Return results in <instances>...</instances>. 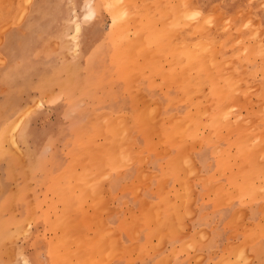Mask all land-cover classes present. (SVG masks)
Here are the masks:
<instances>
[{
	"label": "rangeland",
	"instance_id": "374dc122",
	"mask_svg": "<svg viewBox=\"0 0 264 264\" xmlns=\"http://www.w3.org/2000/svg\"><path fill=\"white\" fill-rule=\"evenodd\" d=\"M263 100L264 0H0V264H264Z\"/></svg>",
	"mask_w": 264,
	"mask_h": 264
},
{
	"label": "bare ground",
	"instance_id": "6f19581e",
	"mask_svg": "<svg viewBox=\"0 0 264 264\" xmlns=\"http://www.w3.org/2000/svg\"><path fill=\"white\" fill-rule=\"evenodd\" d=\"M172 1H173V0H172ZM172 10H174V9H172ZM154 11H155V10H154ZM170 11H171V10H170ZM171 12H172V11H171ZM171 15H172V14H171ZM173 16H174V15H173ZM152 19H153V18H152ZM173 19H174V17H173ZM183 20L185 21V19H183ZM171 24H173V23H171ZM175 24H176V23H175ZM173 25H174V24H173ZM165 30H166V29H165ZM155 33H156V32H155ZM185 33H186V32H185ZM189 33H190V32H189ZM144 34H145V33H144ZM171 34H172V33H171ZM162 35H164V34H162ZM232 35H233V34H232ZM176 36H178V35H176ZM230 36H231V35H230ZM178 37H180V36H178ZM148 38H149V36H148ZM174 38H175V37H174ZM174 38H173V39H174ZM176 38H177V37H176ZM206 38H207V37H206ZM140 39H142V38H140ZM171 39H172V38H171ZM177 39H178V38H177ZM189 39H190V38H189ZM147 40H148V39H147ZM138 42H139V41H138ZM146 42H148V41H146ZM197 42H198V41H197ZM209 42H211V41H209ZM209 42H208V44H209ZM222 42H223V41H222ZM231 42H232V41H231ZM234 42H236V41H234ZM180 43H181V42H180ZM188 43H189V42H188ZM190 43H191V42H190ZM220 43H221V42H220ZM232 43H233V42H232ZM144 44H146V43H144ZM182 44H183V43H182ZM185 44H186V43H185ZM210 44H211V43H210ZM177 45H178V44H177ZM188 45H189V44H188ZM191 45H192V44H191ZM228 45H229V44H228ZM255 45H256V44H255ZM145 46H146V45H145ZM146 47H150V46H146ZM170 47H171V46H170ZM176 48H177V47H176ZM189 48H190V47H189ZM249 48H250V47H249ZM161 49H162V48H161ZM137 50H138V49H137ZM137 50H136V51H137ZM145 50H146V49H145ZM145 50H144V51H145ZM248 50H249V49H248ZM146 51H147V50H146ZM239 51H240V49H239ZM241 51H242V50H241ZM134 52H135V51H134ZM142 52H143V51H142ZM148 52H150V51H148ZM183 53H184V52H183ZM197 53H198V51H197ZM236 53H237V52H236ZM257 53H258V52H257ZM183 55H184V54H183ZM217 55H218V54H217ZM127 56H128V55H126V57H127ZM172 56H173V55H172ZM186 56H188V58L186 57L188 60L192 58V59L189 61V63H190V62H191V63H194V61H196V59H197V58H195L196 56L193 58V55H192V54H187ZM124 57H125V56H124ZM128 57H129V56H128ZM184 57H185V55H184ZM241 57H242V56H241ZM148 58H149V56H148ZM150 58H151V56H150ZM208 58H209V56H208ZM251 58H252V55H251ZM182 59H183V58H182ZM182 59H181V60H182ZM184 59H185V58H184ZM184 59L182 60L183 62H185ZM193 59H195V60H193ZM214 59H215V58H214ZM214 59H213V62H214ZM216 59H217V58H216ZM152 60H154V59L152 58ZM156 60H157V58H156ZM185 60H186V59H185ZM200 60H201V59H199V63H201V65H200L199 69L201 68V66H202L203 64H204V65H203L204 67H203V66H202V67H203V68H206V67H205V63H202V60H201V62H200ZM217 60H218V59H217ZM219 60H220V59H219ZM246 60H247V57H246ZM192 61H193V62H192ZM225 61H226V60H225ZM225 61H224V62H225ZM234 61H235V60H234ZM234 61L232 62V64L234 63ZM244 61H245V60H244ZM262 61H263V59H262ZM147 62H148V60H147ZM154 62H155V61H154ZM215 62H216V61H215ZM228 62H229V61H228ZM236 62H237V61H236ZM236 62H235V63H236ZM242 62H243V61H242ZM140 63H141V62H140ZM145 63H146V62H144V64H145ZM207 63H208V62H207ZM207 63H206V64H207ZM225 63H226V62H225ZM243 63H244V62H243ZM147 64H148V63H147ZM241 64H242V63H241ZM244 64H245V63H244ZM140 65H141V64H140ZM184 65H185V64H184ZM196 65H199V64H196ZM194 66H195V65H194ZM218 66H219V65H218ZM157 67H158V66H157ZM193 68H194V67H193ZM195 68H196V66H195ZM203 68H202V69H203ZM219 68H220V67H219ZM260 68H261V67H260ZM227 69H228V68H227ZM185 70H187V66H186V69H185ZM200 70H201V69H200ZM206 70H207V69H206ZM209 70H210V69H209ZM225 70H226V69H225ZM231 70H232V69H231ZM187 71H188V70H187ZM223 71H224V69L222 70V72H223ZM229 71H230V70H229ZM232 71H233V70H232ZM244 71H245V70H244ZM203 72H204V71H203ZM210 72H211V71H210ZM225 72H226V71H225ZM235 72H236V71H235ZM254 72H255V71H254ZM208 73H209V71H208ZM208 73H205V74H208ZM250 73H251V72H250ZM190 74H191V73H190ZM190 74H189V75H190ZM196 74H197V73H196ZM200 74H201V73H200ZM227 74H228V72H227ZM227 74H226V76H227ZM241 74H242V73H241ZM211 75H212V74H211ZM217 75H218V74H217ZM228 75H230V73H229ZM245 75H246V74H245ZM249 75H250V74H249ZM254 75H255V74H254ZM254 75H253V76H254ZM201 76H202V75H201ZM240 76H241V75H240ZM260 76H261V74H260ZM181 77H182V76H181ZM222 77H223V76H222ZM222 77H221V78H222ZM205 78H207V77H205ZM221 78H220V80H221ZM239 78H240V77H239ZM246 78H247V77H246ZM248 78H249V77H248ZM250 78H251V77H250ZM254 78H255V77H254ZM212 79H213V78H212ZM236 80H237V78H236ZM241 80H242V82H243V79H241ZM241 80H240V81H241ZM194 82H195V81H194ZM197 82H198V81H197ZM206 82H207V81H206ZM129 83H130V82H129ZM190 83H191V82H190ZM204 83H205V82H204ZM212 83H213V82H212ZM216 83H217V82H216ZM200 84H201V83H200ZM206 84H208V82H207ZM193 85H194V84H193ZM193 85H192V86H193ZM202 85H203V84H202ZM219 85H220V84H219ZM231 85H232V84H231ZM162 86H163V85H162ZM192 86H191V87H192ZM195 86H196V85H195ZM195 86H194V87H195ZM205 86H206V85H205ZM209 86H210V85H209ZM226 86H228V87L226 88ZM226 86H224L225 88H223V86H222V88H221V87H213L214 89L217 88L216 90H218V88H219V89L221 88V90L223 89L222 91H221V90H220V91H219V90L217 91L218 94H215V95H216V98H218V97H217L218 95L220 96L221 92L223 93V92L225 91L224 89L227 90V89L230 87L229 84H228V85L226 84ZM241 87H242V85H241ZM197 88H198V87H197ZM209 88H210V87H209ZM209 88H208V89H209ZM232 88H234V86H231V88L228 89V93H230L229 96L232 95V93H233L232 91H233L234 89L232 90ZM243 89H244V88H243ZM252 89H253V88H252ZM195 90H196V89H195ZM216 90H215V91H216ZM229 90H230V91H229ZM239 90L241 91V89H239ZM189 91H190V90H189ZM240 91H239V92H240ZM246 91H247V90H246ZM193 92H194V91H193ZM206 92H207V91H206ZM212 92H214V91H212ZM241 92H242V91H241ZM214 93H215V92H214ZM224 93H226V91H225ZM228 93H227V94H228ZM243 93H244V90H243ZM246 93H247V92H246ZM191 94H192V93H191ZM207 94H208V93H207ZM192 95H193V94H192ZM202 95L206 97V94H205V95L202 94ZM223 95H224V94H221L222 97L220 96L221 101H223V100H222L223 97H225L224 100H225L227 97L229 98V96H227L226 94H225V96H223ZM186 96L188 97V94H187ZM195 96H197V94H196ZM199 96H201V95H199ZM197 97H198V96H197ZM201 97H202V96H201ZM220 98H218V100H219ZM228 98H227V99H228ZM232 98H233V97H232ZM135 99H136V98H135ZM191 99H192V98H191ZM200 99H201V98H200ZM229 99H230V98H229ZM144 100H145V99H144ZM179 100H180V99H179ZM197 100H198V99H197ZM197 100H196V101H197ZM149 101H150V100H149ZM182 101H183V100H182ZM201 101H202V100H201ZM203 101H204V100H203ZM214 101H215V100H214ZM238 101H239V100H238ZM238 101H237V102H238ZM248 101H249V99H248ZM263 101H264V100H263ZM152 102H154V101H152ZM225 102H226V101H225ZM237 102H236V103H237ZM240 102H241V101H240ZM240 102H239V104H238V103H237V104L240 105ZM142 103H143V102H142ZM150 103H151V102H150ZM155 103H156V101H155ZM157 103H158V102H157ZM207 103H208V102H207ZM210 103H212V102H210ZM247 103H248V102H247ZM247 103H246V104L243 103V104L247 105ZM256 103H257V102H256ZM148 104H149V103H148ZM148 104H146V106H147ZM151 104H152V103H151ZM202 104H203V103H202ZM249 104H250V103H249ZM249 104H248V105H249ZM251 104H252V103H251ZM251 104H250V105H251ZM263 104H264V103H263ZM132 105H133V104H132ZM134 105H135V104H134ZM204 105H205V104H204ZM212 105H213V104H212ZM235 105H236V104H235ZM205 106H206V105H205ZM205 106H204V108H205ZM210 106H211V105H210ZM213 106H214V105H213ZM236 106H237V105H236ZM236 106H235V107H236ZM143 107H144V106H143ZM208 107H209V105H208ZM230 107H231V106H230ZM230 107H229V108H230ZM232 107H234V105H233ZM232 107H231V108H232ZM245 107H246V106H245ZM261 107H262V106H261ZM261 107H259V108L261 109ZM158 108H159V107H158ZM198 108H199V107H198ZM198 108H197V109H198ZM204 108H203V109H204ZM225 108H226V107H225ZM195 109H196V108H195ZM203 109H202V110H203ZM205 109H207V108H205ZM223 109H224V108L220 109V112L217 111L219 114L214 115L213 120L211 121V125H212L213 123H215V122H218V120L223 119L222 116H223V112L225 111V109H224V110H223ZM252 109H253V107H252ZM147 110H148V109H147ZM147 110H146V111H147ZM187 110H188V109H187ZM221 110H222L223 112H222ZM258 110H259V109H258ZM141 111H142V110H141ZM148 111H149V110H148ZM204 111H205V110H203V112H204ZM255 111H256V110H255ZM188 112H189V111H188ZM199 112H200V111H199ZM199 112H198V113H199ZM217 112H216V113H217ZM256 112H257V111H256ZM103 113H104V112H103ZM125 113H126V112H125ZM139 113H140V112H139ZM142 113H143V112H142ZM172 113H173V112H172ZM214 113H215V112H214ZM231 113H232V112H231ZM104 114H105V113H104ZM119 114H120V113H119ZM143 114H144V113H143ZM146 114H147V113H146ZM173 114H174V113H173ZM249 114H250V113H249ZM120 115H121V114H120ZM127 115H128V114H127ZM137 115H139V114H137ZM157 115H158V114H157ZM199 115H200V113H199ZM219 115H220V118L217 119V117H219ZM221 115H222V116H221ZM226 115H227V114H226ZM106 116H107V115H105V117H106ZM109 116H110V115H109ZM143 116L145 117L146 115H143ZM143 116H142V117L140 116V117L143 118ZM177 116H178V115H177ZM215 116H216V117H215ZM103 117H104V115L102 116V118H103ZM114 117H116V116H114ZM114 117H113V118H114ZM118 117H119V116H118ZM166 117H167V116H166ZM171 117H172V116H171ZM171 117H170V118H171ZM183 117H184V116H183ZM95 118H96V117H95ZM95 118H94V119H95ZM100 118H101V117H100ZM113 118H112V119H113ZM141 118H139V119H141ZM157 118H158V117H157ZM159 118H161V117H159ZM173 118H174V117H173ZM179 118H180V117H178L177 120H178ZM193 118H194V117H193ZM198 118H199V117H198ZM198 118H197V119H198ZM226 118H227V117H226ZM92 119H93V118H92ZM107 119H108V118H107ZM128 119H129V118H128ZM186 119H187V118H186ZM233 119H234V118H233ZM252 119H253V118H252ZM110 120H111V119H110ZM133 120H134V119H133ZM165 120H166V119H165ZM223 120H224V119H223ZM223 120H222V121L220 120L222 125H221V124L219 125V123H215V124H218V125H217L218 127H217L215 124H213L211 127H213V129L215 128V126H216L217 129L221 128V126H222V127H224V126L226 127V125H224L225 122L222 123ZM227 120H228V119H227ZM98 121H99V119H98ZM136 121H137V120H136ZM148 121H149V120H148ZM159 121H160V120H159ZM170 121H172V120H170ZM200 121H201V120H200ZM213 121H214V122H213ZM220 121H219V122H220ZM102 122H103V121H102ZM108 122H109V121H108ZM125 122H126V121H125ZM130 122H131V121H130ZM188 122H189V121H188ZM204 122H205V121H204ZM226 122H228V121H226ZM250 122H251V121H250ZM100 123H101V122H100ZM148 123L150 124V121H149ZM148 123H147V124H148ZM158 123H159V122H158ZM199 123H200V122H199ZM242 123H243V122H242ZM95 124H96V123H95ZM112 124H113V123H112ZM127 124H128V122H127ZM127 124L125 123V126L129 127ZM167 124H168V123H167ZM226 124H227V125H228V124L230 125L229 122L226 123ZM97 125H98V124H97ZM99 125H101V124H99ZM109 125H110V124H109ZM114 125H116V122H115ZM154 125H155V124H154ZM154 125H153V126H154ZM172 125H173V124H172ZM214 125H215V126H214ZM110 126H111V125H110ZM125 126H123V127H125ZM150 126H151V125H150ZM150 126H149V127H150ZM180 126L183 128V126H185V125L182 124V125H180ZM219 126H220V127H219ZM111 127H112V126H111ZM177 127H178V126H177ZM228 127H229V126H228ZM129 128H131V126H130ZM198 128H199V127H198ZM216 128H215L214 130H217ZM88 129H90V128H88ZM91 129H92V128H91ZM103 129H104V128H103ZM150 129H151V128H150ZM179 129H180V127H179ZM183 129H184V128H183ZM235 129H236V128H235ZM151 130H152V129H151ZM173 130H174V132L176 131L175 128H174ZM180 130H181V129H180ZM180 130H178V131H180ZM102 131H103V130H102ZM127 131H128V130H127ZM155 131H156V130H155ZM201 131H202V130H201ZM91 132H92V131H91ZM116 132H117V131H116ZM212 132H213V131H212ZM212 132H211V133H212ZM246 132H247V131H245V133H246ZM83 133H84V132H83ZM89 133H90V132H89ZM169 133H172V131H170ZM169 133H168V135H169ZM176 133H178V132H176ZM110 134H111V133H110ZM121 134H122V133H121ZM173 134H174V133H172V135H173ZM250 134H251V133H250ZM88 135H89V134H88ZM128 135H129V134H128ZM210 135H211V134H210ZM229 135H230V134H229ZM111 136H112V135H111ZM120 136H121V135H120ZM244 136H245V135H244ZM247 136H249V135H247ZM94 137H95V136H94ZM102 137H103V136H102ZM102 137H101V138H102ZM170 137H171V134H170ZM170 137H169V138H170ZM204 137H205V136H204ZM209 137H210V136H209ZM10 138H11V137H10ZM105 138H106V137H105ZM195 138H196V137H195ZM205 138H206V137H205ZM207 138H208V136H207ZM241 138H244V137L242 136ZM249 138H250V137H249ZM109 139H110V138H109ZM111 139H112V138H111ZM111 139H110V140H111ZM203 139H204V138H203ZM245 139H246V137H245ZM245 139H244V140H245ZM254 139H255V138H254ZM11 140H14V139H11ZM84 140H85V138H84ZM100 140H101V139H100ZM105 140H106V139H105ZM262 140H263V139H262ZM119 141H120V140H119ZM237 141H238V140H237ZM241 141H242V140H241ZM248 141H249V140H248ZM12 142H13V141H12ZM99 142H100V141H99ZM108 142H109V141H108ZM187 142H188V141H187ZM204 142H205V141H204ZM243 142H244V141H243ZM249 142H250V141H249ZM251 142H252V141H251ZM95 143H97V142H95ZM95 143H94V144H95ZM241 143H242V142H241ZM247 143H248V142H247ZM249 145H251V143L248 144V145H246L245 147L247 148V146H249ZM255 145H256V144H255ZM257 145H258V144H257ZM109 146H111V145H109ZM185 146H186V145H185ZM93 147H94V146H93ZM93 147H91L90 149H92ZM115 147H116V146H115ZM124 147H125V145H124ZM249 147H250V146H249ZM258 147H259V146H258ZM241 148H242V147H241ZM98 149H99V148H98ZM187 149H188V148H187ZM262 149H263V148H262ZM242 150H244V149H242ZM180 151H181V150H180ZM259 151H260V150H259ZM115 152H116V151H115ZM118 152H119V151H118ZM188 152H189V151H187V153H188ZM87 153H88V152H87ZM104 153H106V152H104ZM104 153H103V154H104ZM238 153H239V151H238ZM257 153H258V152H256V155H257ZM259 153H260V152H259ZM259 153H258V154H259ZM80 154H82V152H81V153H78V155H80ZM83 154H84V153H83ZM90 154H91V152H90ZM90 154H89V155H90ZM100 154H101V153H100ZM236 154H237V153H236ZM240 154H241V153H240ZM97 155H98V154H97ZM183 155H184V154H183ZM183 155H182V156H183ZM237 155H238V154H237ZM260 155H261V154H260ZM81 156H82V155H81ZM112 156H113V155H112ZM182 156H181V158H182ZM253 156H254V155H253ZM74 157H75V156H74ZM74 157H73V158H74ZM89 157H90V156H89ZM230 157H231V156H230ZM250 157H251V155H250ZM87 158H88V157H87ZM87 158H86V159H87ZM237 158H238V157H237ZM237 158H236V159H237ZM254 158H255V157H254ZM86 159H85V160H86ZM106 159H107V158H106ZM229 159H230V158H229ZM252 159H253V158H252ZM255 159H256V158H255ZM242 160H243V158H242ZM256 160H258V158H257ZM256 160H254V162H255ZM76 161H77V159H76ZM187 161H189V160H187ZM258 161H259V160H258ZM72 162H73V161H72ZM74 162H75V159H74ZM81 162L83 163V161H81ZM245 162H246V161H245ZM247 162H248V161H247ZM82 163H81V164H82ZM85 163H86V162H85ZM175 163H177V162H175ZM175 163H174V165H175ZM240 163H241V162H240ZM243 163H244V162H243ZM256 163H257V162H256ZM258 163H259V162H258ZM258 163H257V164H258ZM75 164H76V163H75ZM83 164H84V163H83ZM83 164H82V165H83ZM244 164H245V163H244ZM251 164H253V161L250 163L249 166H251ZM262 164H263V162L261 163V166H263ZM116 165H117V164H116ZM168 165H169V164H168ZM177 165H178V164H177ZM238 165L240 166L239 163L237 164V167H238ZM241 165H243V164L241 163ZM73 166H74V165H73ZM103 166H104V165H103ZM103 166H101V167H103ZM105 166H106V165H105ZM169 166H170V165H169ZM249 166H248V167H249ZM75 167H77V165H76ZM80 167H81V166H79V168H80ZM92 167H93V166H92ZM235 167H236V166H235ZM240 167H241V166H240ZM253 167H255V166H253ZM256 167H257V170H258V166H256ZM256 167H255V168H256ZM72 168H73V167H72ZM90 168H91V167H90ZM178 168H179V167H178ZM255 168H253V169H255ZM73 169H74V168H73ZM88 169H89V168H87V170H88ZM101 169H102V168H101ZM140 169H141V168H140ZM184 169H185V168H184ZM236 169H237V168H236ZM243 169H246V168L243 167ZM248 169H249V168H248ZM263 169H264V167H263ZM263 169H262V170H263ZM89 170H90V169H89ZM89 170H88V171H89ZM104 170H106V169H104ZM181 170H182V169H181ZM246 170H247V169H246ZM257 170L255 169L254 171H257ZM64 171H65V169H64ZM73 171H74V170H73ZM73 171H71V172H73ZM75 171H76V170H75ZM85 171H86V170H85ZM85 171H84V172H85ZM240 171H241V170H240ZM259 171H260V170H259ZM60 172H61V171H60ZM92 172H94V171H92ZM249 172H250V171H249ZM252 172H253V171H252ZM67 173H68V172H67ZM186 173L188 174V171H187V170H186ZM236 173H237V172H236ZM239 173H240V172H238V174H239ZM242 173H243V172H242ZM245 173H246V172H245ZM263 173H264V172H263ZM81 174H82V173H81ZM101 174H102V173H101ZM101 174H100V176H101ZM238 174H236V175H238ZM240 174H241V173H240ZM254 174H255V173H254ZM256 174H257V173H256ZM76 175H77V174H76ZM79 175H80V174H79ZM183 175H184V174H183ZM236 175H234V176H236ZM73 176H74V175H73ZM86 176H87V175H86ZM100 176H99V177H100ZM232 177H233V176H232ZM239 177H240V176H239ZM241 177H242V175H241ZM94 178H95V177H94ZM185 178H186V177H185ZM233 178H234V177H233ZM242 178H243V177H242ZM254 178H255V177H254ZM256 178H257V177H256ZM256 178H255V179H256ZM177 179H178V178H177ZM255 179H252V181L255 180ZM73 180H74V179H73ZM139 180H140V179H139ZM144 182H145V181H144ZM236 182H237V181H236ZM244 182H245V181H244ZM248 182H249V181H248ZM145 183H146V182H145ZM251 183H252V182H251ZM55 184H56V183H55ZM65 184H66V183H65ZM62 185H63V184H62ZM238 185H239V184H238ZM248 185H249V184H248ZM248 185H247V186H248ZM257 185H258V184H257ZM71 186H72V185H71ZM247 186H245V187H247ZM242 188H243V187H242ZM248 188H249V187H248ZM260 188H261V187H260ZM98 189H99V188H98ZM245 189H246V188H245ZM60 190H61V189H60ZM65 190H66V189H65ZM95 190H96V189H95ZM164 190H165V189H164ZM240 190H241V189H240ZM92 191H93V190H92ZM235 191H236V190H235ZM249 191H250V190H249ZM59 192H60V191H59ZM69 192H70V191H69ZM93 192H94V191H93ZM97 192H98V191H97ZM237 192H238V191H237ZM246 192H247V191H246ZM55 193H56V192H55ZM222 193H223V192H222ZM67 194H68V193H67ZM77 194H78V193H77ZM89 194H90V192H89ZM95 194H96V192H95ZM95 194H94V195H95ZM235 194H236V192H235ZM258 194H259V193H258ZM61 195H62V193H61ZM86 195H88V194H86ZM90 195H91V194H90ZM90 195H88V196L90 197ZM55 196H56V195H55ZM57 196H58V195H57ZM98 196H99V195H98ZM183 196H184V195H183ZM228 196H229V195H228ZM66 197H67V196H66ZM85 197H86V196H85ZM231 197H232V196H231ZM57 198H58V197H57ZM72 199H73V198H72ZM185 200H186V199H185ZM59 201H60V200H59ZM73 201H74V200H73ZM78 202H79V201H78ZM76 203H77V202H76ZM65 210H66V209H65ZM65 210H62V211H65ZM66 211H67V210H66ZM60 213L63 214V212H60ZM74 213H75V212H74ZM62 214H61V215H62ZM61 215H60V216H61ZM152 219H153V218H152ZM166 223H167V222H166ZM164 225H165V224H164ZM174 225H175V224H174ZM162 227H164V226H162ZM165 227H167V225H165ZM165 227H164V228H165ZM245 227H246V226H245ZM161 229H162V228H161ZM97 238H98V237H97ZM93 241H94V240H93ZM156 241H157V240H156ZM91 243H92V242H91ZM239 248H240V247H239Z\"/></svg>",
	"mask_w": 264,
	"mask_h": 264
},
{
	"label": "crops",
	"instance_id": "0c3cea01",
	"mask_svg": "<svg viewBox=\"0 0 264 264\" xmlns=\"http://www.w3.org/2000/svg\"><path fill=\"white\" fill-rule=\"evenodd\" d=\"M219 1H220V0H198V3L202 5L203 10H208L209 8L215 7V5H216L217 3H219ZM223 1H224V0H223ZM2 53H3V55H5L6 57L9 56L8 51H2ZM187 162L190 164V162L186 160V163H187ZM182 164H183V163H182ZM185 199H186V200H185ZM185 199L183 200V203H186V202H187V195H186V198H185ZM180 200H181L180 202H182V199H180ZM166 222H167V223H166ZM164 224L167 225V227H165ZM158 226H159V230L164 229V227L166 228V230H167V228H169V229L172 230L173 224H170V221H169V220H166V221H163L162 223L158 224ZM162 226H164V227H162ZM161 228H162V229H161Z\"/></svg>",
	"mask_w": 264,
	"mask_h": 264
}]
</instances>
